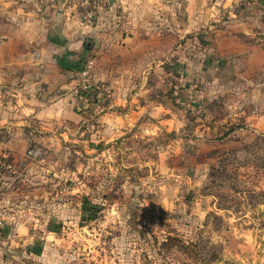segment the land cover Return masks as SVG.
<instances>
[{"label":"crops","instance_id":"1","mask_svg":"<svg viewBox=\"0 0 264 264\" xmlns=\"http://www.w3.org/2000/svg\"><path fill=\"white\" fill-rule=\"evenodd\" d=\"M21 1L0 5V264L64 263L75 230L45 215L76 211L94 160L264 137V0Z\"/></svg>","mask_w":264,"mask_h":264},{"label":"rangeland","instance_id":"2","mask_svg":"<svg viewBox=\"0 0 264 264\" xmlns=\"http://www.w3.org/2000/svg\"><path fill=\"white\" fill-rule=\"evenodd\" d=\"M173 138H155L148 154L139 143L122 159L135 168L116 171L114 154L94 160L76 211L45 215L75 230L63 264H264V137L202 154H177Z\"/></svg>","mask_w":264,"mask_h":264},{"label":"built area","instance_id":"3","mask_svg":"<svg viewBox=\"0 0 264 264\" xmlns=\"http://www.w3.org/2000/svg\"><path fill=\"white\" fill-rule=\"evenodd\" d=\"M91 14H88V20L91 18ZM257 42L260 44H264V33H261L257 37ZM94 65V58L90 57L85 60L83 63V66L81 70L79 71L78 78L75 82V85L73 87V94L79 98H83L88 100V102L91 100V96L93 91H100L102 89L101 86L98 87H92L90 85L89 79H90V72ZM30 154V152H29Z\"/></svg>","mask_w":264,"mask_h":264},{"label":"trees","instance_id":"4","mask_svg":"<svg viewBox=\"0 0 264 264\" xmlns=\"http://www.w3.org/2000/svg\"><path fill=\"white\" fill-rule=\"evenodd\" d=\"M171 92H172V93H171V95H172L174 91H171ZM172 97H173V95H172ZM173 98H174V97H173ZM226 133H228V130L224 132L225 135H226ZM222 136H223V135H222ZM191 247H194V246H191Z\"/></svg>","mask_w":264,"mask_h":264}]
</instances>
